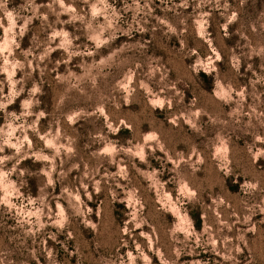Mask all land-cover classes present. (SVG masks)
I'll use <instances>...</instances> for the list:
<instances>
[{
  "label": "rangeland",
  "instance_id": "obj_1",
  "mask_svg": "<svg viewBox=\"0 0 264 264\" xmlns=\"http://www.w3.org/2000/svg\"><path fill=\"white\" fill-rule=\"evenodd\" d=\"M0 264H264V0H0Z\"/></svg>",
  "mask_w": 264,
  "mask_h": 264
},
{
  "label": "trees",
  "instance_id": "obj_2",
  "mask_svg": "<svg viewBox=\"0 0 264 264\" xmlns=\"http://www.w3.org/2000/svg\"><path fill=\"white\" fill-rule=\"evenodd\" d=\"M200 73H201L202 75H206V74H205L204 72H202V71H201Z\"/></svg>",
  "mask_w": 264,
  "mask_h": 264
}]
</instances>
